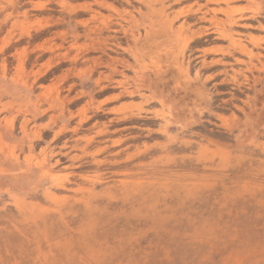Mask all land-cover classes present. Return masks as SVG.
Wrapping results in <instances>:
<instances>
[{
	"label": "rangeland",
	"instance_id": "1",
	"mask_svg": "<svg viewBox=\"0 0 264 264\" xmlns=\"http://www.w3.org/2000/svg\"><path fill=\"white\" fill-rule=\"evenodd\" d=\"M0 264H264V0H0Z\"/></svg>",
	"mask_w": 264,
	"mask_h": 264
}]
</instances>
